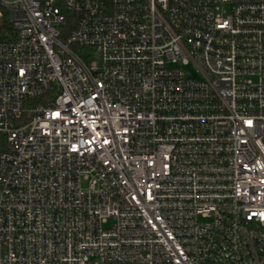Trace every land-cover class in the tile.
I'll return each mask as SVG.
<instances>
[{"label": "built area", "instance_id": "2783aa9c", "mask_svg": "<svg viewBox=\"0 0 264 264\" xmlns=\"http://www.w3.org/2000/svg\"><path fill=\"white\" fill-rule=\"evenodd\" d=\"M0 264H264V0H0Z\"/></svg>", "mask_w": 264, "mask_h": 264}, {"label": "rangeland", "instance_id": "374dc122", "mask_svg": "<svg viewBox=\"0 0 264 264\" xmlns=\"http://www.w3.org/2000/svg\"><path fill=\"white\" fill-rule=\"evenodd\" d=\"M87 51H88V50H84V51H83V53H85V54H86V53H87ZM190 71H191L192 73H195V72H194V70H192V69H190ZM188 72H189V70H188Z\"/></svg>", "mask_w": 264, "mask_h": 264}]
</instances>
